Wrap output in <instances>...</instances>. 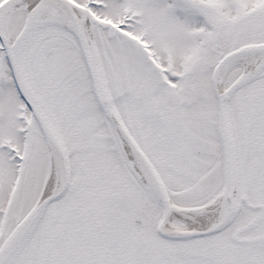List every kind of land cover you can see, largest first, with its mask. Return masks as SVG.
I'll return each mask as SVG.
<instances>
[{
	"label": "snow or ice",
	"instance_id": "6c2138e0",
	"mask_svg": "<svg viewBox=\"0 0 264 264\" xmlns=\"http://www.w3.org/2000/svg\"><path fill=\"white\" fill-rule=\"evenodd\" d=\"M0 264H264V0H0Z\"/></svg>",
	"mask_w": 264,
	"mask_h": 264
}]
</instances>
